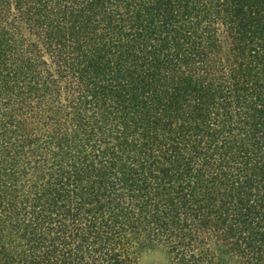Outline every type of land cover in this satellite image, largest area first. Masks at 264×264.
I'll return each mask as SVG.
<instances>
[{
	"label": "trees",
	"instance_id": "trees-1",
	"mask_svg": "<svg viewBox=\"0 0 264 264\" xmlns=\"http://www.w3.org/2000/svg\"><path fill=\"white\" fill-rule=\"evenodd\" d=\"M264 264V0H0V264Z\"/></svg>",
	"mask_w": 264,
	"mask_h": 264
},
{
	"label": "rangeland",
	"instance_id": "rangeland-1",
	"mask_svg": "<svg viewBox=\"0 0 264 264\" xmlns=\"http://www.w3.org/2000/svg\"><path fill=\"white\" fill-rule=\"evenodd\" d=\"M235 260L229 255L221 259V264H234ZM139 264H170L169 253L159 244H150L140 251Z\"/></svg>",
	"mask_w": 264,
	"mask_h": 264
}]
</instances>
